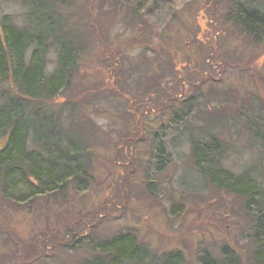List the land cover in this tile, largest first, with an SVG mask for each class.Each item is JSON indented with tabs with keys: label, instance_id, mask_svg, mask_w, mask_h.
<instances>
[{
	"label": "rangeland",
	"instance_id": "1",
	"mask_svg": "<svg viewBox=\"0 0 264 264\" xmlns=\"http://www.w3.org/2000/svg\"><path fill=\"white\" fill-rule=\"evenodd\" d=\"M72 2L88 41L53 104L74 109L91 185L31 205L0 198V264H82L95 242L126 232L154 253L181 251L187 264L224 245L252 264L245 200L196 169L191 142L224 127L222 167L264 172V144L250 126L264 135V44L226 22L227 0H157L141 20L122 0ZM3 14L22 23L20 0H0Z\"/></svg>",
	"mask_w": 264,
	"mask_h": 264
},
{
	"label": "trees",
	"instance_id": "2",
	"mask_svg": "<svg viewBox=\"0 0 264 264\" xmlns=\"http://www.w3.org/2000/svg\"><path fill=\"white\" fill-rule=\"evenodd\" d=\"M72 1L20 0L22 23L10 14L0 16V80L7 85L0 92V198L14 204L31 205L63 193L70 185L83 193L91 185L90 152L73 119L74 109L53 104L71 88L80 47L88 41L86 30L68 13ZM148 3L154 7L157 0H122L131 20H141L143 5ZM262 3L227 0L226 22L241 29L255 46L264 44ZM143 24L136 31L146 33L148 26ZM239 116L247 120L243 113ZM250 126L264 144L261 124L256 121ZM225 133L223 127L207 140L193 139L192 158L212 186L244 198L250 222L247 235L254 245L251 263L264 264V172L247 167L234 175L223 168L220 160L228 148ZM90 248L93 255L82 264H187L181 251L154 253L133 232L105 238ZM197 264L244 261L234 248L224 245L218 255L201 254Z\"/></svg>",
	"mask_w": 264,
	"mask_h": 264
}]
</instances>
